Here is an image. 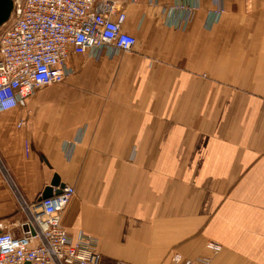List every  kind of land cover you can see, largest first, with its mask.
Instances as JSON below:
<instances>
[{
  "label": "crops",
  "instance_id": "0c3cea01",
  "mask_svg": "<svg viewBox=\"0 0 264 264\" xmlns=\"http://www.w3.org/2000/svg\"><path fill=\"white\" fill-rule=\"evenodd\" d=\"M126 13L132 51L71 53L63 83L0 114V233L58 177L100 264H264V0Z\"/></svg>",
  "mask_w": 264,
  "mask_h": 264
},
{
  "label": "built area",
  "instance_id": "2783aa9c",
  "mask_svg": "<svg viewBox=\"0 0 264 264\" xmlns=\"http://www.w3.org/2000/svg\"><path fill=\"white\" fill-rule=\"evenodd\" d=\"M132 1L14 0L0 29V114L20 107L39 89L63 83L73 73L71 53L114 57L132 51L137 40L123 30ZM74 148L67 145V154ZM74 195L75 188L65 185L49 199L23 201L27 222L20 236L0 233V264H100L97 242L84 234L73 240L62 224Z\"/></svg>",
  "mask_w": 264,
  "mask_h": 264
},
{
  "label": "water",
  "instance_id": "95a60500",
  "mask_svg": "<svg viewBox=\"0 0 264 264\" xmlns=\"http://www.w3.org/2000/svg\"><path fill=\"white\" fill-rule=\"evenodd\" d=\"M14 8V0H0V29L10 19ZM65 184L59 182V178L55 177L52 186L45 189L40 200L49 199L55 194H60ZM55 189H57L55 191ZM30 264V263H26Z\"/></svg>",
  "mask_w": 264,
  "mask_h": 264
},
{
  "label": "rangeland",
  "instance_id": "374dc122",
  "mask_svg": "<svg viewBox=\"0 0 264 264\" xmlns=\"http://www.w3.org/2000/svg\"><path fill=\"white\" fill-rule=\"evenodd\" d=\"M46 88H43V89H41V90H37L38 92H36L34 95H32L30 98H32V97H34L36 94H38L40 91H42V90H45ZM72 156H73V154H71V155H68V154H65V157H66V159H71L72 158ZM23 212H25V211H23ZM27 218H28V214H27Z\"/></svg>",
  "mask_w": 264,
  "mask_h": 264
}]
</instances>
